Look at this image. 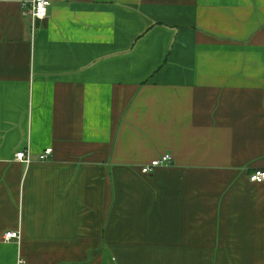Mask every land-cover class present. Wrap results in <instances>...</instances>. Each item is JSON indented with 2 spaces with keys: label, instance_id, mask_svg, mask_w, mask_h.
I'll return each instance as SVG.
<instances>
[{
  "label": "crops",
  "instance_id": "obj_1",
  "mask_svg": "<svg viewBox=\"0 0 264 264\" xmlns=\"http://www.w3.org/2000/svg\"><path fill=\"white\" fill-rule=\"evenodd\" d=\"M24 1L0 0V264H264V0Z\"/></svg>",
  "mask_w": 264,
  "mask_h": 264
},
{
  "label": "built area",
  "instance_id": "obj_2",
  "mask_svg": "<svg viewBox=\"0 0 264 264\" xmlns=\"http://www.w3.org/2000/svg\"><path fill=\"white\" fill-rule=\"evenodd\" d=\"M24 14L32 16L33 21L44 20L48 17L49 8L51 7V1L49 0H26L23 2ZM52 149H47L43 154L40 155L41 161L49 160ZM17 161L20 160L22 163L30 164L31 158L28 151H20L15 155ZM173 158L171 155L166 154L159 159L154 160L149 165H145L142 168V173L145 175L152 174L157 168L164 165H172ZM250 181L253 183L262 184L264 183V170H258L250 175ZM14 239H20L19 232H7L4 235V241L9 242Z\"/></svg>",
  "mask_w": 264,
  "mask_h": 264
}]
</instances>
